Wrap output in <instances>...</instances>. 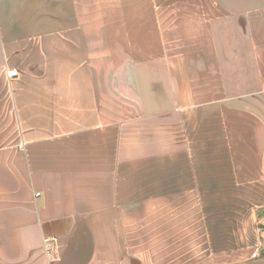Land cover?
<instances>
[{"label": "crops", "instance_id": "crops-1", "mask_svg": "<svg viewBox=\"0 0 264 264\" xmlns=\"http://www.w3.org/2000/svg\"><path fill=\"white\" fill-rule=\"evenodd\" d=\"M260 185L264 0H0V264L233 262Z\"/></svg>", "mask_w": 264, "mask_h": 264}, {"label": "rangeland", "instance_id": "rangeland-1", "mask_svg": "<svg viewBox=\"0 0 264 264\" xmlns=\"http://www.w3.org/2000/svg\"><path fill=\"white\" fill-rule=\"evenodd\" d=\"M218 210L217 243L219 248L230 246L235 261L226 262L225 254H219L217 264H264V185L258 193L250 192L248 199L218 201ZM225 211L231 220L227 227L233 225V230H220Z\"/></svg>", "mask_w": 264, "mask_h": 264}, {"label": "built area", "instance_id": "built-area-1", "mask_svg": "<svg viewBox=\"0 0 264 264\" xmlns=\"http://www.w3.org/2000/svg\"><path fill=\"white\" fill-rule=\"evenodd\" d=\"M39 193H36L35 195H38ZM44 241V249H45V253L47 255V257L49 256V254L53 251L52 247L48 246V239H43Z\"/></svg>", "mask_w": 264, "mask_h": 264}]
</instances>
